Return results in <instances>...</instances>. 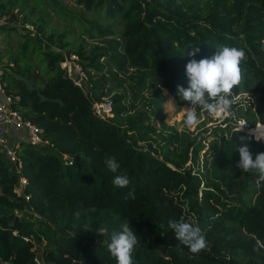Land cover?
<instances>
[{"label": "trees", "instance_id": "trees-1", "mask_svg": "<svg viewBox=\"0 0 264 264\" xmlns=\"http://www.w3.org/2000/svg\"><path fill=\"white\" fill-rule=\"evenodd\" d=\"M73 1L92 16L83 19L63 0H0L9 20L0 22V34L13 44L0 50L3 91L18 96L13 107L46 140L19 139L18 162L0 144V264H37L42 236L39 256L47 264H117L107 245L125 223L138 239L133 264H264V182L257 188L258 174L237 167L239 146L246 144L253 159L264 152V139L253 133L264 136V0ZM53 15L77 25L78 38L49 27ZM86 39L100 42L86 47ZM192 45L200 48L197 60L219 46L245 52L234 96L249 98L233 100L207 147L202 136L162 120L169 132H155L150 118L159 109L146 100L128 112L125 90L111 98V118L121 116L123 128L94 113L93 102L131 84L129 77L137 91L149 79L176 105H190L177 86L188 87ZM64 52L79 56L83 86L60 66ZM129 67L136 72L125 77ZM233 115L245 127L231 123ZM109 157L118 172L108 169ZM117 175L130 184L115 186ZM182 219L201 229L206 250L194 254L176 239L169 221ZM38 222L51 231H38Z\"/></svg>", "mask_w": 264, "mask_h": 264}, {"label": "clouds", "instance_id": "clouds-1", "mask_svg": "<svg viewBox=\"0 0 264 264\" xmlns=\"http://www.w3.org/2000/svg\"><path fill=\"white\" fill-rule=\"evenodd\" d=\"M199 51V47L190 46L187 55L192 58L186 64L188 87L177 86L180 99L191 105L187 109L185 121L189 127L199 123L196 107L207 110L213 116L230 110L234 89L241 84V64L245 58L244 50L236 47L219 46L211 58L197 60L195 56ZM256 139L259 141L264 139V136L256 134ZM238 151L240 159L237 167L244 172L257 173V188L261 187V182H264V152L256 154L253 159V154L246 144L239 146ZM105 162L110 171L118 172L120 165L115 157H109ZM113 184L123 188L130 184V180L126 175H117ZM128 196L135 198L134 188L129 190ZM169 226L174 229L176 239L188 246L192 253L207 249V241L198 226L184 222L183 219L180 222L169 221ZM137 244V235L128 223H125L120 232L112 234L107 249L117 264H133V252Z\"/></svg>", "mask_w": 264, "mask_h": 264}, {"label": "rangeland", "instance_id": "rangeland-1", "mask_svg": "<svg viewBox=\"0 0 264 264\" xmlns=\"http://www.w3.org/2000/svg\"><path fill=\"white\" fill-rule=\"evenodd\" d=\"M67 6H69L75 14L81 15L83 12V19L85 17H91L92 15L88 12H84L80 5H77L74 3L73 0H63ZM49 27L56 29L57 31H69L67 34L68 38H78V27L75 25L71 20L66 19V18H60L55 15L51 18L49 21ZM47 27V28H49ZM45 28L44 30H47ZM71 29V30H70ZM3 35L0 34V50H2L5 46H13V44H6L4 40L2 39ZM13 40H15V34H13ZM95 43V42H100L98 40H91V39H86V47L90 43ZM125 73V77H128L130 74H134L136 71L134 68L129 67ZM131 80V84L129 81H126L123 85H121L119 88L115 89L109 95L107 98L111 100L112 96L114 94H118L122 92L123 90L126 91V94L128 98L124 100L122 103L126 104V106L129 108L128 112H132L134 107H140L142 105V102L146 100H151V102H148V107H157L159 111L155 113H151V118L150 122L154 124L156 130L155 132H162L163 134L169 132V128L166 126H163L161 124V120L168 126L175 127L176 129L180 130H185L187 132H192L193 134H198L199 136H202L204 138L203 142L205 143V147H207V144L210 142V140L216 138V136L219 135L218 133H213L214 129L217 128L218 126L224 125L223 119L225 117L230 116L229 111L227 113H222V114H217L215 116L210 115L207 110H204L200 108L199 110L197 107L195 108V111L198 116L199 123L189 127L185 121H186V116H187V109L191 107V105H183V106H178L175 104L173 98L171 95L163 88H160L150 82L149 79L145 80V85L144 87L140 90L137 91L136 85H135V79L136 78H128V80ZM134 82V83H133ZM116 88V87H114ZM246 96V98H249V95L247 93L241 94V95H235L232 97L234 101H241V97ZM147 108V106H145ZM112 114L109 115L110 119L116 126H120V128H123L125 126L123 124V119L121 116H115L111 118ZM230 122H235V126L237 128H242L245 127L247 124L244 119H236L235 115L230 119ZM243 122V124L241 123ZM243 125V126H242ZM242 126V127H241ZM251 131V128H249ZM128 136L130 134L134 135V138L136 139V142L138 145H143L145 146V140L141 139L138 134L134 133L132 130H126ZM216 132V131H215ZM256 136L258 133L253 132ZM5 136L7 135V132L4 133ZM18 138V137H17ZM16 136H9V143L13 145V143L17 140ZM155 145V144H154ZM157 148L158 145H157ZM201 162V158H200ZM201 166V165H200ZM39 226V230L41 232H45L46 234L49 233L51 230L48 229L46 226H42L37 223ZM37 228V229H38ZM46 245V238L45 236H42L41 243H39V250L38 254H41V248ZM47 264V263H46Z\"/></svg>", "mask_w": 264, "mask_h": 264}, {"label": "built area", "instance_id": "built-area-1", "mask_svg": "<svg viewBox=\"0 0 264 264\" xmlns=\"http://www.w3.org/2000/svg\"><path fill=\"white\" fill-rule=\"evenodd\" d=\"M0 22L7 23L9 20L6 15H0ZM25 27L30 30V32H34V25L32 23L26 22ZM60 66L76 85L83 86L85 84L87 73L76 53L64 52L63 58L60 60ZM5 84L4 68L0 64V144H4L9 157L13 161L18 162L14 146L19 139L24 138L31 144H43L46 140L40 135L41 129L36 124L24 119L20 112L13 107L12 100H17L18 96L13 98L11 95L5 94L3 91V86ZM107 97L108 96L93 102L94 113L102 118L109 117V115L112 114V101ZM13 131L17 135L16 138H18L15 143L11 145L9 143V136L13 135ZM5 132H7L6 136L4 134ZM67 159L72 160L70 157H67ZM24 181L25 179L21 177V184H23ZM35 261L37 264H46L39 255L35 257Z\"/></svg>", "mask_w": 264, "mask_h": 264}, {"label": "bare ground", "instance_id": "bare-ground-1", "mask_svg": "<svg viewBox=\"0 0 264 264\" xmlns=\"http://www.w3.org/2000/svg\"><path fill=\"white\" fill-rule=\"evenodd\" d=\"M251 131L253 132V128H251Z\"/></svg>", "mask_w": 264, "mask_h": 264}]
</instances>
